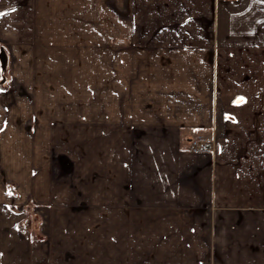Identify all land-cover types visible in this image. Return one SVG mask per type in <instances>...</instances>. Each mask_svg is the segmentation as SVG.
<instances>
[{
  "label": "crops",
  "instance_id": "0c3cea01",
  "mask_svg": "<svg viewBox=\"0 0 264 264\" xmlns=\"http://www.w3.org/2000/svg\"><path fill=\"white\" fill-rule=\"evenodd\" d=\"M0 13V264H264V0Z\"/></svg>",
  "mask_w": 264,
  "mask_h": 264
},
{
  "label": "rangeland",
  "instance_id": "374dc122",
  "mask_svg": "<svg viewBox=\"0 0 264 264\" xmlns=\"http://www.w3.org/2000/svg\"><path fill=\"white\" fill-rule=\"evenodd\" d=\"M56 233H54V234H56ZM102 237L104 239L102 240V243L99 244V246L100 245L101 246L102 245L105 246L104 242H105L106 234H104ZM262 244L263 243H259V245H258V248L261 247V250H259L261 253L264 252V246ZM225 246H226V251L227 252H233V251L236 252V250L238 249V245H235V243L226 244ZM253 247L252 248L250 247L251 249L249 248V252L251 253L253 251L254 253H258V251H256V249H253ZM102 251H103V249H102ZM222 251H224V250H222ZM103 252H105V247H104V251ZM245 260H246V262H251L250 259H245ZM57 262H58V260L56 261V263ZM62 262L64 264H107V259H106V253H100L99 255H97V257L95 259H89V257H87V258H84L82 260H73V259L70 260L69 258H67V259H65V261H62ZM254 262L255 261L253 260L252 264H254ZM59 264H60V262H59Z\"/></svg>",
  "mask_w": 264,
  "mask_h": 264
},
{
  "label": "built area",
  "instance_id": "2783aa9c",
  "mask_svg": "<svg viewBox=\"0 0 264 264\" xmlns=\"http://www.w3.org/2000/svg\"><path fill=\"white\" fill-rule=\"evenodd\" d=\"M214 150V141H209L203 138L192 139L190 141V151L192 153L213 152Z\"/></svg>",
  "mask_w": 264,
  "mask_h": 264
},
{
  "label": "snow or ice",
  "instance_id": "6c2138e0",
  "mask_svg": "<svg viewBox=\"0 0 264 264\" xmlns=\"http://www.w3.org/2000/svg\"><path fill=\"white\" fill-rule=\"evenodd\" d=\"M0 15H5L4 13H0Z\"/></svg>",
  "mask_w": 264,
  "mask_h": 264
}]
</instances>
